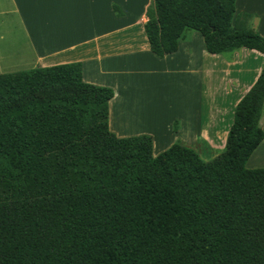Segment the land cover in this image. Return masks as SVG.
Listing matches in <instances>:
<instances>
[{
    "label": "trees",
    "instance_id": "1",
    "mask_svg": "<svg viewBox=\"0 0 264 264\" xmlns=\"http://www.w3.org/2000/svg\"><path fill=\"white\" fill-rule=\"evenodd\" d=\"M145 15L157 58L187 30L211 55H264L235 0H151ZM113 96L79 62L0 74V264H264V168H246L264 139V66L210 162L115 136Z\"/></svg>",
    "mask_w": 264,
    "mask_h": 264
},
{
    "label": "crops",
    "instance_id": "2",
    "mask_svg": "<svg viewBox=\"0 0 264 264\" xmlns=\"http://www.w3.org/2000/svg\"><path fill=\"white\" fill-rule=\"evenodd\" d=\"M150 3L0 0V74L79 62L84 82L114 91L108 127L118 138L150 136L153 156L176 142L220 152L264 55L246 48L211 55L187 30L175 53L157 58L144 32ZM244 14L247 28L264 37V0H235L233 22ZM260 125L264 131V109ZM249 160L246 168L257 169Z\"/></svg>",
    "mask_w": 264,
    "mask_h": 264
},
{
    "label": "rangeland",
    "instance_id": "3",
    "mask_svg": "<svg viewBox=\"0 0 264 264\" xmlns=\"http://www.w3.org/2000/svg\"><path fill=\"white\" fill-rule=\"evenodd\" d=\"M222 151L220 152L205 151L203 153H197V152L196 153L204 162H210L213 159H215L219 154H221ZM252 166L254 167L257 166V169L264 168V143L262 144V146L260 145L256 149V151H254V153L251 155L249 160V167Z\"/></svg>",
    "mask_w": 264,
    "mask_h": 264
}]
</instances>
